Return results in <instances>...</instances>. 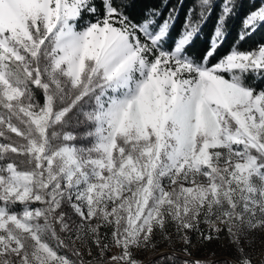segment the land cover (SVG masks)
<instances>
[{"label": "snow or ice", "instance_id": "6c2138e0", "mask_svg": "<svg viewBox=\"0 0 264 264\" xmlns=\"http://www.w3.org/2000/svg\"><path fill=\"white\" fill-rule=\"evenodd\" d=\"M241 6L197 57L213 0L171 47L176 8L0 0V264H264V0L211 63Z\"/></svg>", "mask_w": 264, "mask_h": 264}, {"label": "trees", "instance_id": "16d2710c", "mask_svg": "<svg viewBox=\"0 0 264 264\" xmlns=\"http://www.w3.org/2000/svg\"><path fill=\"white\" fill-rule=\"evenodd\" d=\"M97 2L99 3V0H97ZM127 2L131 5V7L128 9V12L130 16L136 21L142 20L150 9H161V16L158 18V22H162L163 19L167 17L170 9H178V18L176 19L175 24L171 29V37L169 39L168 45L169 47H171L173 41L179 36L189 10L194 9L195 12H199L198 0H127ZM213 2L214 8L209 19L204 24L200 36L196 40L195 44L189 49L190 53L194 54L197 57L202 56L208 48L209 39L212 35L217 16L220 12L222 0H213ZM238 3L242 6L238 8L237 14L229 21L228 39L218 50L216 58L211 61L212 64L216 63L221 56L225 55L230 50L239 34L243 17L248 11L252 10L253 4L258 6L260 0H238ZM88 18L89 17L87 16L85 17V19ZM81 23H83V21ZM259 41H264V29L259 30L250 39L242 42L240 44V48L242 50H250L252 47H254L255 42ZM259 83H261V85H264V82ZM167 251L170 250H166L163 252ZM158 259L159 253L145 259V261H151L152 264H155V261H157ZM213 259L220 261L224 259V257H213Z\"/></svg>", "mask_w": 264, "mask_h": 264}, {"label": "rangeland", "instance_id": "374dc122", "mask_svg": "<svg viewBox=\"0 0 264 264\" xmlns=\"http://www.w3.org/2000/svg\"><path fill=\"white\" fill-rule=\"evenodd\" d=\"M255 235L257 237L256 243H254L253 247L251 249H249V251L252 252L254 255L260 251V248H261L260 240L264 239V236H261V234H259V233H256ZM166 250H169V249L165 248V246L163 244H161L155 253H153V252H141V253H139V256L141 259L145 260L147 258H150V257H152V256H154L160 252L166 251ZM212 251H215V253H216L215 257H225L228 255V252L224 248H222L219 243H216V242L208 244L204 248H199L198 250H196L194 252V255L199 257V258H206V257H208L209 253ZM180 254H182V253H180Z\"/></svg>", "mask_w": 264, "mask_h": 264}]
</instances>
